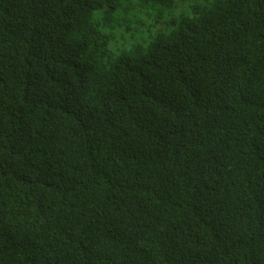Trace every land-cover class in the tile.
I'll use <instances>...</instances> for the list:
<instances>
[{
  "label": "trees",
  "instance_id": "1",
  "mask_svg": "<svg viewBox=\"0 0 264 264\" xmlns=\"http://www.w3.org/2000/svg\"><path fill=\"white\" fill-rule=\"evenodd\" d=\"M0 264H264V0H0Z\"/></svg>",
  "mask_w": 264,
  "mask_h": 264
},
{
  "label": "rangeland",
  "instance_id": "2",
  "mask_svg": "<svg viewBox=\"0 0 264 264\" xmlns=\"http://www.w3.org/2000/svg\"><path fill=\"white\" fill-rule=\"evenodd\" d=\"M122 44V43H121ZM131 44V41H129L128 43H125V45L129 46ZM113 45V42L111 44V46Z\"/></svg>",
  "mask_w": 264,
  "mask_h": 264
}]
</instances>
